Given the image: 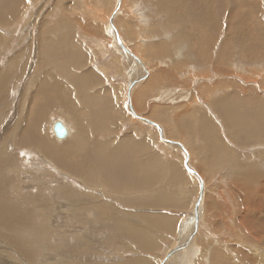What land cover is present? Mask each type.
Instances as JSON below:
<instances>
[{"label": "rangeland", "instance_id": "rangeland-1", "mask_svg": "<svg viewBox=\"0 0 264 264\" xmlns=\"http://www.w3.org/2000/svg\"><path fill=\"white\" fill-rule=\"evenodd\" d=\"M0 16V152L15 159L0 168V197L29 221L19 237L35 259L264 264L252 218L264 210L242 204L249 186L264 191V0H0ZM60 77L68 103L45 104L58 92L39 89ZM36 115L51 143L74 147L63 153L75 171L15 144L19 118ZM56 117L68 141L53 136ZM148 144L147 184L135 158ZM177 196L184 207L168 202ZM8 245L1 234V258Z\"/></svg>", "mask_w": 264, "mask_h": 264}, {"label": "bare ground", "instance_id": "bare-ground-1", "mask_svg": "<svg viewBox=\"0 0 264 264\" xmlns=\"http://www.w3.org/2000/svg\"><path fill=\"white\" fill-rule=\"evenodd\" d=\"M120 2H121V0H119V4H120ZM0 18L2 20L1 16H0ZM111 27H112V29L114 28V26H112V25H111ZM118 36L119 35H117V37ZM117 39H118V42L121 45V47L127 53H129L130 56H133V58L139 59V57L137 56V53L132 51L131 50L132 48L130 46L127 45L128 47H130V50H129L127 48V46L125 44H123L119 38H117ZM6 78L7 77L4 74H0V92L5 87V79ZM156 78L159 79L160 77L158 75H155L153 77V79L156 80ZM153 79H150L146 83L152 84L154 82ZM64 86L65 85H60V84L53 85V86H42L39 89L40 91H42V88L44 87L47 91L52 90L51 92H54V93H56V91L58 92V97H56L57 98L56 100H55V98H52L49 102H46L45 104H47V103L67 104L68 103V96H67V92L64 91ZM63 92H65L64 95L62 94ZM134 95H135V93H134ZM128 105H129L130 109H132L133 113L138 118H140V119L142 118V120H146L143 117H141V115L137 114L136 111L132 108L130 99L128 101ZM50 107H52V106L43 105L42 111L44 113H47L48 109ZM75 109H76V107L73 106L72 110H75ZM109 118L113 119V115L111 114L109 116ZM58 121H61L66 127L68 135L65 138L56 137V133H55L54 128H55L56 122H58ZM146 121L148 122V120H146ZM17 122L18 123L16 124V126H14V129L12 130V137L15 138V144H17V145L20 144L21 146H30V145L36 146V147L42 149L48 157L57 161L63 168L75 171V167H72V166L69 167L64 163V153H63L65 149H69V150L74 152V147L73 146L62 147L61 145H56V144L51 143L49 141V139L46 136H44L42 131H41V125H42L43 120L40 118V116H38V115L34 116L30 121H28L27 123L25 122L26 124H24V125H22L23 122H22V119H20V118ZM16 129H17V131H16ZM50 129L52 131V134L54 133L53 136H55L57 138V141H59V142L68 141L72 137V134H73L72 133L73 131L71 130L72 128L68 127L66 125V123H64V121L61 118L58 119V117H56L52 121ZM260 129L261 128L259 126V131L261 132ZM161 135H162V131H161ZM17 138H18V141H17ZM164 139H165V137H164ZM263 161H264V158H263ZM14 162H15V159L13 157H11L7 152H5V151L0 152V168L8 167L11 164H13ZM186 164L188 167L189 166L188 161L186 162ZM4 185H5V182L0 177V195L4 192ZM257 192L258 191H255L251 186L248 187V190L246 191V195L242 200V204L245 208H248L249 206L254 204V206L257 209L259 208L260 210H264V191L256 194ZM252 194H253V196H252ZM201 196L202 195H200V197L196 203V206H195L197 209H199V206H200V204H202V201H203V200L201 201V199H202ZM10 203L11 202H9L6 198L3 200L0 197V235L2 234L4 240H6L8 242L9 249L11 251H13V254L15 252V254H17L18 256H16L15 254L14 255L12 254L14 257L12 256L11 258H1L0 257V264H31V263L51 264L49 262L44 261L43 259L42 260L35 259L33 250L31 249V246L29 245V243L24 242L19 237V231L22 228L29 229L30 224H29V221L27 220V218L25 216H23V213L20 210V208L17 206L13 207L10 205ZM238 208H239V206H238ZM252 218L258 223H264V220L259 216L252 217ZM196 222H198V219L196 220ZM19 255H22V257H19ZM67 264H84V263L83 262H76V263H67Z\"/></svg>", "mask_w": 264, "mask_h": 264}, {"label": "crops", "instance_id": "crops-1", "mask_svg": "<svg viewBox=\"0 0 264 264\" xmlns=\"http://www.w3.org/2000/svg\"><path fill=\"white\" fill-rule=\"evenodd\" d=\"M66 50L67 49H64V51H65V53L68 55L70 52H69V50H67V52H66ZM85 73H86V71H85ZM87 74V73H86ZM67 75L69 76V72L67 73ZM61 78V77H60ZM58 79V78H57ZM64 79H67V78H64ZM64 79H62L61 78V81H62V85H65V82H64ZM72 80V79H71ZM67 86H71L72 87V84H69V83H67ZM64 93L65 92H63L62 94L64 95ZM87 94H89V93H87ZM72 96H74V93H72ZM71 96V97H72ZM73 103H74V101H73ZM132 106V105H131ZM132 108L134 109V107L132 106ZM141 109V108H140ZM135 110V109H134ZM138 110V109H137ZM136 111V110H135ZM78 112H79V109H78ZM136 113L138 114V111H136ZM158 124V123H157ZM151 144V143H150ZM150 144H148L147 146H143V148H144V150H145V153H146V151L148 152V153H146L147 155H149V156H142V159H140L139 160V157H137V159L135 158V160H136V167L137 168H139V169H142V172H141V174H142V177H143V179L144 178H146V177H148L147 178V184H148V181H149V179H151V176H152V172H154V165L152 164V160H151V154H150ZM122 149L124 150V146L122 145ZM139 151H142V148H139ZM162 167V166H161ZM160 167V170L161 169H163V167L161 168ZM164 171H165V173L167 172L165 169H163ZM176 171H178V169L176 168V167H173V169L171 168L170 169V180H172V181H174L173 183H171L172 185H173V187L174 186H176L177 184H179V183H175V178H177V175H176ZM169 179H167L166 181H168ZM183 181H186V179L184 178V179H182V182ZM181 182V183H182ZM150 183V182H149ZM239 195L241 196L242 195V193H239ZM181 199H186L187 200V198H186V196L185 197H182L181 198V196H177V197H170V200L168 201L169 203H171L172 205H173V203H175V202H177V206L179 207V206H181V207H184L186 204H187V202L184 204V206H183V203L185 202L184 200H182L181 201ZM202 199H203V197H202ZM202 199H201V201H202ZM200 201V202H201ZM139 207H142V206H146L145 205V203H141V204H139L138 205ZM143 208H146V207H143ZM219 214H217V216H218ZM148 218L150 219V216H148ZM199 219H200V217H199ZM193 221H194V219H193ZM240 221H241V216H240V218L238 219V223H240ZM189 223V222H188ZM241 224V223H240ZM199 226V225H198ZM187 228H189V227H187ZM194 231H195V225H194V227L190 230V232H189V235L192 237L193 235H194ZM204 231H205V228H204ZM203 236H205V234L203 233ZM206 238V239H205ZM208 238H209V236H205L204 237V239L206 240V241H208ZM146 242H147V244H149V245H151V244H154V243H151L148 239H144ZM141 241H143L142 239H141ZM140 241V242H141ZM240 248V247H239ZM195 264V263H194ZM226 264H228V262L226 263Z\"/></svg>", "mask_w": 264, "mask_h": 264}, {"label": "water", "instance_id": "water-1", "mask_svg": "<svg viewBox=\"0 0 264 264\" xmlns=\"http://www.w3.org/2000/svg\"><path fill=\"white\" fill-rule=\"evenodd\" d=\"M54 129L58 138H65L68 135L65 125L60 121L56 122Z\"/></svg>", "mask_w": 264, "mask_h": 264}]
</instances>
